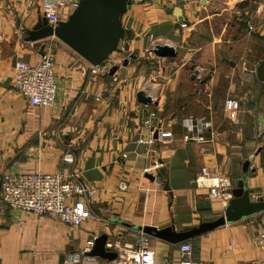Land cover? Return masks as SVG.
<instances>
[{
    "label": "crops",
    "instance_id": "crops-1",
    "mask_svg": "<svg viewBox=\"0 0 264 264\" xmlns=\"http://www.w3.org/2000/svg\"><path fill=\"white\" fill-rule=\"evenodd\" d=\"M43 1L0 0V187L7 175H77L95 189L86 203L98 219L72 228L0 203V264H107L88 254L103 235L113 252L107 242L131 243L145 227L179 233L216 221L227 203L194 183L203 167L264 199V0H131L119 17L118 50L97 77L56 37L29 38L45 17ZM81 1L61 12L70 17ZM164 45L176 54L156 55ZM45 50L59 85L53 107L32 106L13 86L16 64L37 65ZM141 92L151 103L139 101ZM227 99L240 103L235 119ZM188 118L211 123L203 142L184 141ZM262 233L264 212L227 223L188 240L192 260L264 262ZM148 236L155 264L179 260L181 243ZM89 241L87 259L73 260Z\"/></svg>",
    "mask_w": 264,
    "mask_h": 264
},
{
    "label": "built area",
    "instance_id": "built-area-1",
    "mask_svg": "<svg viewBox=\"0 0 264 264\" xmlns=\"http://www.w3.org/2000/svg\"><path fill=\"white\" fill-rule=\"evenodd\" d=\"M185 3H192L195 0H182ZM68 0H45L41 4L48 24L55 28L61 22L68 20V15L61 12V9L68 7ZM79 3H73L78 7ZM186 28L187 24H182ZM55 57L50 50L43 51L41 61L37 65L19 62L14 71V89L27 99L32 106L53 107L59 91L58 79L54 71ZM106 64L93 67L91 74L93 77L100 75L105 70ZM195 75L201 80L203 69L195 68ZM240 110V103L236 99H227L225 111L229 119H235ZM188 135L184 141L203 142L202 132L211 128V123L205 119L185 120ZM198 134L194 135V130ZM151 135V133H150ZM162 138L170 137L161 133ZM150 141L145 143H152ZM138 143H144L142 139ZM64 162L72 163L70 155L65 157ZM77 175H67L65 172L56 174H14L7 175L2 179L0 187V203L7 204L10 209L24 214L33 215L37 219L50 217L72 228H79L89 220H97L98 216L90 210L86 199L94 195L95 189L77 179ZM194 183L199 188L208 190L210 199H222L228 206L233 198L234 184L224 175L217 173L207 167H203L194 178ZM125 189V186H121ZM83 198V200H79ZM109 212L108 209H103ZM259 244L264 246V233L261 235ZM93 241L88 242L85 255H73V260L87 259V253L92 249ZM106 246L116 253V257L107 264H155V255L151 247L148 235L141 232L133 242L122 243L119 241L107 242ZM179 260L174 264H197L192 260L193 247L189 241H185L179 246ZM254 264H264L255 262Z\"/></svg>",
    "mask_w": 264,
    "mask_h": 264
},
{
    "label": "water",
    "instance_id": "water-1",
    "mask_svg": "<svg viewBox=\"0 0 264 264\" xmlns=\"http://www.w3.org/2000/svg\"><path fill=\"white\" fill-rule=\"evenodd\" d=\"M131 4V0H82L68 20L61 22L55 28L48 24L45 17L39 20L29 32V38L38 41L56 37L93 67H99L118 50L122 34L119 17ZM175 13L179 15L181 11L175 9ZM153 51L160 57L176 54L175 49L168 45L157 46ZM114 70L115 68L111 69V72ZM259 76L264 77V62L259 69ZM138 99L144 104L151 103V99L145 97L142 92L139 93ZM263 212L264 199L253 197L249 191L245 190L244 183L239 181L233 190V198L226 207L224 215L216 221L202 223L194 229L179 233L175 232L172 227L161 230L145 227L143 233L172 243H183L227 223H234ZM106 240L105 235L99 237L88 254L108 260L114 259L116 253L105 249Z\"/></svg>",
    "mask_w": 264,
    "mask_h": 264
}]
</instances>
